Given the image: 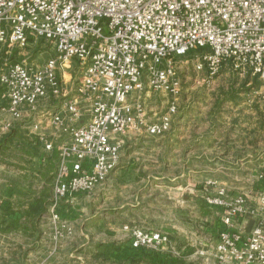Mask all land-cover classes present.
<instances>
[{"label": "built area", "instance_id": "built-area-1", "mask_svg": "<svg viewBox=\"0 0 264 264\" xmlns=\"http://www.w3.org/2000/svg\"><path fill=\"white\" fill-rule=\"evenodd\" d=\"M31 38L48 40L57 55L42 65L7 60L0 66L13 116L21 118L26 107L52 97L64 99L74 120L88 107V120L80 124L66 125L53 115L71 140L60 147L52 208L107 177L118 157L112 142L146 124V106H135L133 93L172 96L170 114L146 125L153 135L169 129L182 92L181 57L198 50L194 70L209 77L228 64L239 75L264 80V0H0V43L24 47ZM75 61L81 73L69 88L59 70ZM259 177L264 187V167ZM227 197L222 190L207 198L224 208L216 253L226 264H264V190ZM242 217L253 220L248 233L235 227ZM134 236L137 247L159 248L167 241L142 230Z\"/></svg>", "mask_w": 264, "mask_h": 264}, {"label": "rangeland", "instance_id": "rangeland-1", "mask_svg": "<svg viewBox=\"0 0 264 264\" xmlns=\"http://www.w3.org/2000/svg\"><path fill=\"white\" fill-rule=\"evenodd\" d=\"M15 50L12 62L42 65L57 55L55 46L43 38H31L27 46ZM198 54L191 51L181 57L184 90L176 100L181 119L178 109L177 115H171L169 129L158 135L148 133L146 125L170 114L174 98L158 92L133 93L130 101L135 106L148 107L146 124L124 131L112 142L118 157L107 177L52 208L59 168V154L58 159L54 156L37 179V210L25 218L26 229L0 246V264H176L179 257L189 264H203L207 257L210 263L226 264L216 253L222 220L220 232L212 231L224 208L207 198L218 197L222 190L227 200L264 190L259 177L264 167V84L227 70L209 77L206 71L194 70ZM59 73L69 88L76 86L79 63L61 67ZM193 109L198 115L186 116ZM81 118L84 122L88 116ZM190 126L191 138H199L194 149L187 148L192 146L188 135L178 134ZM206 131L213 133L208 147L200 142ZM91 164L87 161L85 167L92 170ZM189 191L197 193L196 206L180 208ZM137 230L165 235L167 241L159 248L134 246ZM211 239L212 248L200 244ZM195 240L199 242L185 251L178 246ZM159 255L164 262H157Z\"/></svg>", "mask_w": 264, "mask_h": 264}, {"label": "crops", "instance_id": "crops-1", "mask_svg": "<svg viewBox=\"0 0 264 264\" xmlns=\"http://www.w3.org/2000/svg\"><path fill=\"white\" fill-rule=\"evenodd\" d=\"M15 53V47L0 43V66L7 60L12 61L13 56L15 59ZM182 66L183 64L181 63L180 75ZM221 70H227L228 73L233 71L228 64H224ZM242 77L248 80H259V82L264 84V80L258 77H252L251 75H243ZM249 83L251 84L252 81ZM66 86L69 87V85ZM262 86L264 87V85ZM182 87L183 92L184 85ZM71 88H73V86H71ZM48 100L49 99L41 100L35 109L26 107L23 116L21 118H15L8 108V100L3 97L0 86V246L6 244L7 238H11L13 235H16V233L20 234L21 231L27 228L25 218L27 216L31 218L37 210V179L39 173L45 171L43 168L53 163L55 155H57L58 159L60 147L70 141L68 138L69 134L63 131L62 125L53 121V115H60L63 119V124L66 125L80 124L88 120L87 118L86 121L80 122L82 118L78 120L72 119L65 105L62 104L64 99H58L59 101ZM178 105L179 112L177 111V114H179L178 116L181 119L180 104ZM48 108H52V110ZM147 108L146 105V109ZM84 114L88 116V111ZM47 115L51 116L48 118ZM197 115L198 111L193 109L191 113L186 116L195 117ZM7 124H10L9 128L6 127ZM178 134H181L183 137H186V135L190 137V140H187L192 143V146H187L188 149H194L196 144H198L199 138L197 136L195 140L191 138L193 134L191 126L190 128L183 129L182 132L178 131ZM195 134L196 132H194V135ZM207 134H209V137ZM212 134V132H204L200 135L202 138L200 142L205 144L206 147L211 146L213 144L211 140ZM59 142L61 144H59ZM48 143H52V149L47 148ZM197 199V193L189 191L185 200L181 201L182 204L180 208L181 206L189 208H191L192 205L196 206ZM221 219L222 216H219L218 220H215L213 223L212 231H214L215 235L220 232L218 226H220L219 223ZM252 225L253 220L251 217H242L239 219V222L236 223L235 227L243 233H248L251 231ZM198 242V240H195L192 243H179L180 245L178 246L181 251H185L186 246H192ZM16 244L17 243L14 241L13 245ZM200 244L212 248L214 241L211 239L207 240L206 243V241L203 240ZM206 253L209 254L210 251ZM159 256L157 262H164L163 257L161 255ZM209 261L210 258L207 257L203 264H214ZM174 262H176V264H189L187 261H183L182 257H179V259L175 258Z\"/></svg>", "mask_w": 264, "mask_h": 264}]
</instances>
